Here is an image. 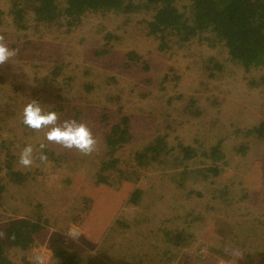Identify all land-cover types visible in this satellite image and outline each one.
Here are the masks:
<instances>
[{
	"label": "rangeland",
	"instance_id": "rangeland-1",
	"mask_svg": "<svg viewBox=\"0 0 264 264\" xmlns=\"http://www.w3.org/2000/svg\"><path fill=\"white\" fill-rule=\"evenodd\" d=\"M171 1L190 16L191 0ZM133 6L71 27L15 23L11 0H0V35L19 50L0 66V223L46 224L30 248L8 249L11 264H264V64L245 69L211 32L167 33L161 50L148 34L154 10ZM30 100L61 122L85 123L94 152L49 144L48 129L24 126ZM115 124L129 143L111 133ZM29 144L34 163L23 168ZM115 158L124 183L111 165L99 171ZM128 187L140 190L132 201ZM92 192L89 221L78 225ZM73 225L77 239L67 236Z\"/></svg>",
	"mask_w": 264,
	"mask_h": 264
},
{
	"label": "trees",
	"instance_id": "trees-1",
	"mask_svg": "<svg viewBox=\"0 0 264 264\" xmlns=\"http://www.w3.org/2000/svg\"><path fill=\"white\" fill-rule=\"evenodd\" d=\"M144 1L148 4L146 8L154 10L153 19L148 23L150 27L148 34L160 38L163 42L161 50L165 49L167 33L171 35L184 34L187 30L188 35H195L197 32L201 34L211 32L216 40L224 44L231 59L242 64L245 69L264 64V0H191V4L187 8L189 17L175 8L171 0H11L8 15L15 23L20 24L30 16L37 24L51 25L54 23L59 26L63 22L67 26L77 27L87 16L100 12L104 15L112 11L127 14L135 10V6H133L135 2ZM22 26L24 27V25ZM104 38L110 39L111 35H106ZM96 54H100V51H97ZM127 55L131 59L135 58V53H127ZM123 121L125 124L128 119ZM121 127L122 125H112L110 131L121 134L118 142L122 145L130 142L127 139L131 135L126 131V128L122 131ZM106 140L111 144L108 135ZM113 143L117 144V142ZM155 148V145L145 148V156L147 157L148 153L153 152ZM118 161L116 158L108 161L103 159L99 171L106 173V167L111 165L117 181L121 180L120 183L122 181L124 183L126 181L124 175L127 174V170H115ZM129 169L131 172L127 176L138 173V170ZM99 171L97 170L96 173ZM105 178H107L106 175L98 177L99 181L106 182L107 185L111 184ZM181 184L184 185V182ZM128 189L130 190L127 196L129 201H132L140 190L133 187H128ZM94 193L92 192V195L88 196L82 195V202L86 207L82 209L84 216L78 214V218L74 220L76 224L82 226L89 221L88 215L92 208L90 201L92 203ZM97 204H99L98 201L94 208L97 207ZM45 227L46 224L39 220L31 222L26 219H17L0 223V233H3L0 236V264H11L7 256L8 249L18 247L26 250L30 248L36 235ZM58 242L55 240V243L59 244ZM53 249L58 256L62 255L61 249L56 244ZM65 260L68 261V257ZM69 261L71 260L69 259ZM61 264H65V262Z\"/></svg>",
	"mask_w": 264,
	"mask_h": 264
},
{
	"label": "clouds",
	"instance_id": "clouds-1",
	"mask_svg": "<svg viewBox=\"0 0 264 264\" xmlns=\"http://www.w3.org/2000/svg\"><path fill=\"white\" fill-rule=\"evenodd\" d=\"M19 50L10 48L3 35H0V66L8 63L13 57L18 55ZM22 123L24 126L33 131L48 129L45 133V139L49 144L61 146L63 149H75L84 156L91 155L96 149L97 140L94 138L90 128L76 119H65L62 122L56 111L45 112L41 104L36 100H30L22 111ZM42 151L47 147L44 143L40 144ZM33 146H25L18 159V165L23 168H31L34 163ZM38 159L41 164H47L48 156L40 154ZM3 233H0L2 236ZM81 235L77 226L69 228L67 236L77 239ZM38 261L41 257L36 258ZM223 264V262H222Z\"/></svg>",
	"mask_w": 264,
	"mask_h": 264
},
{
	"label": "built area",
	"instance_id": "built-area-1",
	"mask_svg": "<svg viewBox=\"0 0 264 264\" xmlns=\"http://www.w3.org/2000/svg\"><path fill=\"white\" fill-rule=\"evenodd\" d=\"M219 264H222V262H220ZM223 264H232V263H223Z\"/></svg>",
	"mask_w": 264,
	"mask_h": 264
},
{
	"label": "bare ground",
	"instance_id": "bare-ground-1",
	"mask_svg": "<svg viewBox=\"0 0 264 264\" xmlns=\"http://www.w3.org/2000/svg\"><path fill=\"white\" fill-rule=\"evenodd\" d=\"M209 166V165H208ZM211 167V166H210ZM224 261H226V260H221L220 262H224Z\"/></svg>",
	"mask_w": 264,
	"mask_h": 264
}]
</instances>
